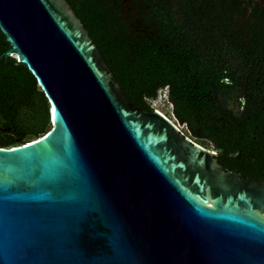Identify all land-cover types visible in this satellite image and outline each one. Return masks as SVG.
<instances>
[{
	"label": "water",
	"instance_id": "1",
	"mask_svg": "<svg viewBox=\"0 0 264 264\" xmlns=\"http://www.w3.org/2000/svg\"><path fill=\"white\" fill-rule=\"evenodd\" d=\"M0 32L51 123L0 146V264H264L246 179L135 108L65 0H0Z\"/></svg>",
	"mask_w": 264,
	"mask_h": 264
},
{
	"label": "trees",
	"instance_id": "2",
	"mask_svg": "<svg viewBox=\"0 0 264 264\" xmlns=\"http://www.w3.org/2000/svg\"><path fill=\"white\" fill-rule=\"evenodd\" d=\"M66 1L135 108L152 112L165 89L173 117L191 135L183 136L210 143L219 164L251 175L264 153V10L255 5L248 16L245 0H134L141 28L156 32L136 38L97 34L99 10L85 1L78 12L77 0ZM7 49L0 32V55ZM50 129L35 78L14 57L1 59L0 146L24 145Z\"/></svg>",
	"mask_w": 264,
	"mask_h": 264
},
{
	"label": "flooded vegetation",
	"instance_id": "3",
	"mask_svg": "<svg viewBox=\"0 0 264 264\" xmlns=\"http://www.w3.org/2000/svg\"><path fill=\"white\" fill-rule=\"evenodd\" d=\"M85 1H89L90 2L89 7L92 9L97 8V10H99L98 11L99 14L101 15L100 20L92 22L91 29L95 31L97 34H100V35L113 34V35H119V36H123L126 34L128 37L140 38V37L147 36L148 33H150L151 37L156 36V32L153 30V28H149L148 26H144L143 29L141 28L142 23H141V18H140L141 16L140 7L139 5H135L134 0H101L103 1L102 3H100V0H84V1L77 0L75 2L76 4L75 8L78 9L77 10L78 12H80L79 11L80 8L85 6L84 5ZM245 1L251 3L249 6H246V4L242 3V7L244 6L246 7L248 16H250V14L252 13V8L255 7V5H258L259 9L264 10V8L260 7L258 3L247 1V0ZM65 2L68 4L66 0ZM70 8L73 11L74 15L76 16L75 10L72 9L71 6ZM149 15L152 17V14H149ZM76 18L79 20L77 16ZM260 19L261 20H259V22L264 23V16H262ZM237 158H239V155L237 156ZM217 164L219 165V167H221L224 170L223 171L224 173H230L232 175H240L246 179L245 182H247V184L240 183V184L235 185V187L231 185V188L233 187V188L238 189L239 191H246L247 193L252 195V198H256V200H254V202L251 203L252 208H253V213L262 217V219L264 220V213H263V209H264V153H263V158L261 162H258L257 160H255L254 164L250 166L249 172L251 175H245L242 173L232 171L228 169L227 166L223 164H219L218 162ZM255 191H260V192L256 193Z\"/></svg>",
	"mask_w": 264,
	"mask_h": 264
},
{
	"label": "rangeland",
	"instance_id": "4",
	"mask_svg": "<svg viewBox=\"0 0 264 264\" xmlns=\"http://www.w3.org/2000/svg\"><path fill=\"white\" fill-rule=\"evenodd\" d=\"M151 107L153 109L159 110L162 112L165 117L169 120H172L174 122V117L171 111V105L167 102V91L165 89H162L159 91L158 96L155 100L151 102ZM177 127V126H176ZM179 127V126H178ZM180 131L186 135L189 136L187 133L185 127L181 128L179 127ZM194 140V139H192ZM205 149H212V145L210 143L204 145Z\"/></svg>",
	"mask_w": 264,
	"mask_h": 264
},
{
	"label": "built area",
	"instance_id": "5",
	"mask_svg": "<svg viewBox=\"0 0 264 264\" xmlns=\"http://www.w3.org/2000/svg\"><path fill=\"white\" fill-rule=\"evenodd\" d=\"M156 110V109H155ZM158 112H160L159 110H157ZM162 115H164L162 112H160ZM164 117H165V115H164ZM166 118V117H165Z\"/></svg>",
	"mask_w": 264,
	"mask_h": 264
}]
</instances>
